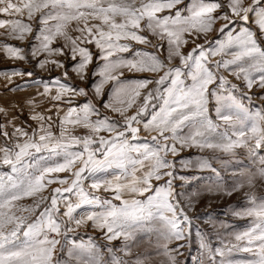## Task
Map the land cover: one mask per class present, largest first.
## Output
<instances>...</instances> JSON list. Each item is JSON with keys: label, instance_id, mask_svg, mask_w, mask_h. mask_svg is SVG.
Returning a JSON list of instances; mask_svg holds the SVG:
<instances>
[{"label": "snow or ice", "instance_id": "1", "mask_svg": "<svg viewBox=\"0 0 264 264\" xmlns=\"http://www.w3.org/2000/svg\"><path fill=\"white\" fill-rule=\"evenodd\" d=\"M166 11L167 15H160ZM0 16L8 17L0 18V29L5 30L0 36L21 42L31 36L33 40L27 53L10 43H0V51L11 59L36 61L40 69L52 70L51 65L63 77L54 79V94L49 86L38 93L52 105L47 111L55 109L58 122L35 111L43 100L26 101L35 128L16 125L18 117L9 119L8 108L0 107V116L7 120V124L0 123V136L5 140L0 145V164L10 169L0 173V264H105L91 237L88 243L69 240L70 233L89 222L104 239L123 242L115 251L106 246L108 264H149L152 253H132L138 233L156 236L155 254L165 258L161 264H178L176 254L184 245L171 252L168 245L185 239L193 198L181 199L169 155L175 157L193 147L223 153L247 149L256 166L245 173L247 182L251 185L256 178L264 179V110L252 113L244 104L251 101L249 92L254 86L264 89V0H189L187 4L184 0H0ZM217 21H222L218 29L214 27ZM72 22L78 35L68 31ZM212 31L218 35L208 40ZM148 34L158 42L152 43ZM201 35L203 44L197 43ZM58 38L64 43L54 47ZM132 42L150 45L155 51L136 49ZM189 42L195 46L185 53L182 49ZM92 44L102 63L91 72L99 81L89 86L101 106L119 119L103 115L91 100L73 103L77 96L87 97L88 91L69 82V71L82 81L89 78L94 54L86 45ZM161 52L167 55L162 57ZM57 57L70 59V67ZM176 59L179 66H171ZM122 69L159 77L124 81ZM225 73L242 81L248 91ZM4 75L11 84L12 76L31 77L33 73L12 69ZM110 81L114 86L105 100L104 86ZM210 101H215V116L222 125L213 119ZM62 104L68 105L66 110ZM249 120L252 123L246 126ZM8 125L13 128L11 133L6 130ZM68 126L83 127L89 133L76 136ZM222 126L223 132L219 131ZM142 130L150 142H138ZM181 163L185 168H212L203 158ZM109 169L119 171L109 176ZM85 179H91L92 191L111 192L119 206L85 191ZM53 184L60 186L44 196ZM239 186L243 185L235 187ZM25 197H38L31 208L22 209L34 215L42 207L35 219L17 215L14 202ZM250 200L252 206L237 213L253 218L248 231L235 235V241L245 243L226 250H240L251 258L224 259L225 250L213 249L197 229L209 264H217V256L222 257L219 264H264V199ZM84 205L103 210L77 215ZM57 246L66 251V259L57 257Z\"/></svg>", "mask_w": 264, "mask_h": 264}, {"label": "rangeland", "instance_id": "2", "mask_svg": "<svg viewBox=\"0 0 264 264\" xmlns=\"http://www.w3.org/2000/svg\"><path fill=\"white\" fill-rule=\"evenodd\" d=\"M184 3H189V0H184ZM220 10H218L219 13ZM216 13V14H218ZM168 12L161 13L160 15H167ZM215 15V14H214ZM0 18H8L0 16ZM27 22V21H25ZM95 23V21H93ZM222 24V21H217L214 26L218 29ZM33 28L37 27L36 21L32 22ZM76 27L75 22L69 26V33L73 36L78 35L79 33L75 32ZM251 27L255 30L256 26L253 24ZM4 29H0V33H4ZM149 35V39L152 40V43H157V39ZM218 35L217 31H212L208 33L207 39L212 40ZM122 43L124 41H121ZM205 42V37L201 35L200 39L197 40V43L203 44ZM0 43H10L21 48H24L26 53L33 43L32 37L23 42L18 40H11L5 36H0ZM64 41L58 38L54 41L53 46L59 47L63 45ZM133 46L136 49H142L147 51H155L150 45H140L135 44ZM89 50L94 54L93 64L89 65V78L87 80H80L74 72L69 71L71 77L70 83L77 86L85 88L88 91V96H77L73 101L74 104H82L86 99L91 100L98 107H101V113L112 119H119L118 114L112 112L110 109H104L101 106V99L97 98L94 94L93 89L89 86L93 82H98L100 77H92L91 72L95 71V66H98L102 61L96 59V56L99 50L95 47L94 44L86 45ZM195 45L189 42L182 51L185 53L191 50ZM162 57L166 56V52L159 53ZM125 57L129 56V53H122ZM43 58V57H41ZM115 58V57H114ZM57 59L63 60L66 66L71 65L72 61L67 57H57ZM214 59H220V57H215ZM171 66H179V59H176L172 62ZM49 69H40L36 66V61H21L16 59H11L6 56L3 51H0V107L8 108L10 116L18 117L14 121L16 125L26 127L31 125L32 128H35L36 122L29 119L31 114V109L27 105L26 101L31 98H35L40 101L43 100L38 93L42 92L45 86H49L53 89V94L55 93V84L54 79L56 77H62L61 70L53 69L51 65L48 66ZM12 69L18 71H27L32 72L33 75L29 76H12L11 84L8 83L5 73L10 74ZM123 76L121 80L131 81L138 80L143 78H158L159 74L148 73V72H129L126 69H122ZM227 78L233 83L241 86L242 90L248 91L246 88H243V82L238 81L230 73H225ZM19 85V88L16 86ZM114 82L110 81L104 86L105 96L103 99L107 100L109 98L110 90L113 88ZM151 87V86H150ZM249 95L252 97L251 101L245 100L244 104L249 109L250 112L255 113L257 110H264V100H261L260 97L264 96V89H260L256 86L252 88L249 92ZM142 101L138 100V103ZM215 101H210V110L211 115L216 123L222 125V121L216 119L214 112ZM52 105L43 100L40 103L39 107L35 109L37 112L43 113L45 116L51 115L54 121L58 122V118L55 114V109L51 112L47 109L51 108ZM64 110L67 109L68 105H60ZM135 111V106L132 109H129L128 114L131 115ZM63 115V112H61ZM96 117H93L95 119ZM0 123L7 124V120L0 116ZM246 126H250L252 121H246ZM71 133L76 136H84L89 133L88 129L83 127H72L68 126ZM6 130L11 133L13 128L11 125H8ZM31 131V129H28ZM54 131L58 134V129L54 126ZM187 131V129H185ZM219 131L223 132L224 127L222 126ZM100 135L107 136L108 133H100ZM155 135V133H152ZM235 138V137H233ZM139 143L150 142L149 134L145 133L143 130L140 133ZM5 140L0 136V145H3ZM264 154V153H262ZM207 159L212 164V168L201 169L198 166H189L185 168L182 165V161L186 160H198V159ZM169 161H172L175 165V175L178 177L174 181V185L178 192L181 193V199L185 202L192 197V207L188 210V216L191 220L190 228H185L186 236L183 240H173L169 243L168 247L170 252L177 248L178 245L183 244L184 247L179 249L180 254H176V260L178 264H209L208 253L201 249L200 239L201 237L197 234V229L203 235L204 239L208 240L213 249L221 248L225 250L224 259H231L233 261L251 258V254L245 253L240 250H233L228 252L226 249L231 247V245L240 243L243 245L245 241L237 242L235 241V235L241 234L245 231H248L253 225V218L244 215H237V213L244 212L247 208L251 207L250 197H255L257 202H260L261 199H264V179L256 178L254 182L249 185L245 178V173L250 170H255L256 166L252 163V158L248 155L247 149H237L234 153H223L219 151H213L211 149H198V148H184L180 151L178 156L167 157ZM215 169V171H213ZM10 169L8 166L0 164V173L9 172ZM118 169H109L107 175L115 174L118 172ZM60 176H68V173H60ZM179 177H185V179H179ZM91 179H85L83 182V187L85 191L90 192L92 195L99 196L101 199L111 200L114 204H120V201H116L113 198L111 192H104L103 190L99 192L92 191L89 188ZM156 183V182H154ZM163 183V181L159 182ZM242 184L243 186L235 187ZM60 185L53 184L51 185L44 193V196H49L52 188ZM235 187V190L233 188ZM211 189V190H210ZM219 189V190H218ZM231 194H228V193ZM125 198H128L125 196ZM38 197H25L15 203V210L17 215L29 216L30 220L35 219L39 214L38 209L36 213L30 214L29 212L22 211L25 208H31L34 205L35 200ZM73 202H75L76 197L71 196ZM63 211V208L61 209ZM103 209L92 206L84 205L82 208L77 210V215L84 214L90 211H102ZM89 225L82 226L77 229L74 233L69 234V240H74L76 243H88L89 237L92 238V241L98 246V250L103 253V259L105 264H108L110 257L107 252V247H111L114 251L122 247V240L108 241L104 239L103 234L100 230L94 229ZM158 227V225H156ZM190 233V235L188 234ZM63 243V241H62ZM155 243L156 236L152 233H138L137 244L132 249L133 255L141 253H152L149 257V264H161L165 258L155 254ZM107 246V247H106ZM175 254V253H173ZM57 257L67 258L66 251L61 252L60 246H57ZM117 256H122L120 252H116ZM126 258V257H125ZM127 259V258H126ZM222 257L217 256L216 262L219 264Z\"/></svg>", "mask_w": 264, "mask_h": 264}, {"label": "crops", "instance_id": "3", "mask_svg": "<svg viewBox=\"0 0 264 264\" xmlns=\"http://www.w3.org/2000/svg\"><path fill=\"white\" fill-rule=\"evenodd\" d=\"M249 2H250V0H249Z\"/></svg>", "mask_w": 264, "mask_h": 264}]
</instances>
